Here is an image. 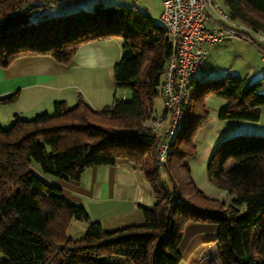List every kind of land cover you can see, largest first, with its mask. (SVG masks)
<instances>
[{"label": "trees", "instance_id": "1", "mask_svg": "<svg viewBox=\"0 0 264 264\" xmlns=\"http://www.w3.org/2000/svg\"><path fill=\"white\" fill-rule=\"evenodd\" d=\"M222 3L232 18L264 33V0ZM52 5L0 0V66L34 54L67 62L80 43L121 35L113 76L115 87L128 90L130 96L114 95L100 109L81 96L71 106L59 99L52 111L28 118L14 114L7 127L0 122V264H178L188 222L215 227L217 264H264V135L239 133L213 148L207 177L231 195L228 203L200 190L186 163L195 153L192 123L197 97H222L220 119L257 121L259 107L264 106V77L248 80L226 72L190 80L181 124L166 163H161L157 136L145 121L154 99L161 96L172 51L164 26L135 6L95 3L90 9L55 13ZM17 96L15 91L0 102ZM205 117L203 109L197 122ZM119 157L140 166L154 201L141 206L140 223L112 230L91 220L83 206L34 170L37 167L48 178L75 181L86 167L113 164ZM161 167L170 187L161 181ZM71 219L87 221L82 237L66 235Z\"/></svg>", "mask_w": 264, "mask_h": 264}, {"label": "crops", "instance_id": "2", "mask_svg": "<svg viewBox=\"0 0 264 264\" xmlns=\"http://www.w3.org/2000/svg\"><path fill=\"white\" fill-rule=\"evenodd\" d=\"M59 7L60 3L53 4L51 11ZM120 36L84 41L78 45L67 62H59L48 54H34L16 57L8 65L0 66V97L18 91L17 102L21 99L29 100L26 108L17 105L10 107L9 117L13 119L14 114H19L28 118L20 113L25 110L36 113L49 111L48 107L59 99L71 106L69 103L76 102L78 96L92 107L102 108L100 104L106 92L104 76L115 87L113 68L121 56ZM213 69L215 67L211 71ZM224 70V73L242 75L231 68ZM258 72L255 76L264 77V68ZM247 74L244 76L248 78ZM121 96L128 98L130 95ZM162 110L163 106L160 112ZM244 121L241 123H245ZM239 128L241 127L235 130H242L238 131L240 133L264 135V131H260L257 126ZM36 174L48 183L58 186L65 197L83 206L89 217L99 220L106 230L140 223L143 220L141 206L149 207L154 201L151 187L140 166L124 157L117 158L113 164L86 167L75 181L63 177L48 178L39 172ZM89 207L95 211V215H92ZM214 233L213 225L186 223L180 251L186 237L194 234L197 237L196 242H200L213 237Z\"/></svg>", "mask_w": 264, "mask_h": 264}, {"label": "rangeland", "instance_id": "3", "mask_svg": "<svg viewBox=\"0 0 264 264\" xmlns=\"http://www.w3.org/2000/svg\"><path fill=\"white\" fill-rule=\"evenodd\" d=\"M39 1L46 7L49 6L50 3L54 4V2H56V0ZM217 1L220 5H223L222 0ZM161 2L162 0H63L60 2V7L53 12H68L80 7L90 9L94 3H101L103 5L120 4L135 6L149 15L154 21L160 23L159 14L161 10ZM252 36L258 42L257 36ZM120 37L122 39V36ZM262 37H264V34H262ZM261 43L262 44H259L261 49H258L244 39L232 37L216 44L206 45L205 49L208 52L205 55L204 64L197 73L196 78L203 80L205 78L218 77L226 71L224 68H231L239 71L242 75L248 73V80L259 79L255 75L259 73L258 71H260V69L264 68V59H262L264 58V42ZM213 67H215V70L213 69L211 71ZM103 83L106 92L104 100L102 99V104H100L101 107L110 104L114 95L117 98L121 97L122 94L130 95L128 90H123L114 86L112 87L105 76ZM200 99L197 97V100H195V119L192 123L195 153L186 159V163L190 170L191 179L200 190L210 197L224 200L228 203L230 202L231 195L208 180L207 163L211 152L213 148L224 139L239 134L240 132L238 131H242L235 130V128L241 127L239 129H245L257 126L260 131H264V106L259 107L260 115L257 121L220 119L217 116V109L223 103L224 99L212 93L205 94ZM16 100L0 102V121L4 127L9 126L13 120L9 117L10 107L17 105L26 108L29 105L28 99H21L19 102ZM74 103L75 102H71L69 105H73ZM162 106L161 98L156 97L154 99V108L156 111L160 112ZM203 109L206 111V117L203 121L197 122L198 115L203 112ZM48 110L52 111V106L48 107ZM20 113L27 117H32L35 115L36 111L31 112L25 110ZM242 121L245 123H241ZM34 170L39 172L37 167L34 168ZM160 178L163 185L166 187L171 186L169 177L162 167L160 168ZM89 209H91L92 215H95V211L90 207ZM86 226L87 221L71 219L66 229V235L72 238H80L83 236ZM196 239L197 237H195L194 234L185 238L181 248L182 257L178 264H217L219 246L217 242L213 241V237H208L206 240L200 242H196ZM2 257L3 254L0 252V258Z\"/></svg>", "mask_w": 264, "mask_h": 264}, {"label": "built area", "instance_id": "4", "mask_svg": "<svg viewBox=\"0 0 264 264\" xmlns=\"http://www.w3.org/2000/svg\"><path fill=\"white\" fill-rule=\"evenodd\" d=\"M159 20L172 51L162 77L163 110L151 109L145 124L155 131L158 159L166 163L170 142L181 124L187 85L204 64L205 46L238 37L261 49L264 33L232 18L217 0H162Z\"/></svg>", "mask_w": 264, "mask_h": 264}]
</instances>
